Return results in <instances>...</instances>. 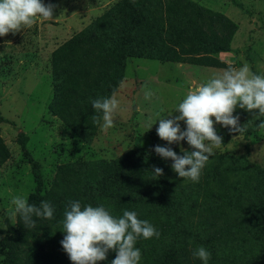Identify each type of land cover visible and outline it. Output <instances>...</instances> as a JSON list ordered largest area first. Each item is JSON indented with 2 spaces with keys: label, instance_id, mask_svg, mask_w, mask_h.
<instances>
[{
  "label": "trees",
  "instance_id": "obj_1",
  "mask_svg": "<svg viewBox=\"0 0 264 264\" xmlns=\"http://www.w3.org/2000/svg\"><path fill=\"white\" fill-rule=\"evenodd\" d=\"M236 29L227 16L193 0H118L51 51L53 100L49 112L80 137H90L94 117L102 114L95 112L91 101L114 92L126 58L227 68L216 54L229 50ZM217 133L224 144L236 134L228 128ZM17 139L23 146L20 133ZM155 145L136 143L108 161L59 163L45 193L40 192V167L23 149L35 179L28 202L36 206L50 202L54 218H34L36 228H25L17 215L14 224L0 228L3 264H72L60 244L65 235L64 211L71 200L82 206L102 205L114 217H121L125 210L135 211L139 219L149 221L160 232L158 239H138L148 248L173 234L158 259L140 264H202L193 256L200 246L211 252L209 264H264V167L258 175L254 171L251 188L247 181L240 187L241 178L231 185L236 159L214 155L194 183L179 177L171 168L173 161L158 156ZM170 147L174 149L176 144ZM8 155L0 136V163ZM153 167L162 168L164 174L157 177ZM243 188L250 198H245ZM233 194L235 202L246 203L249 212L240 210L233 215L217 200ZM244 235L255 240L257 250L246 251L243 259H226L229 253L223 250L238 247ZM115 255L109 252L107 260L98 264H111Z\"/></svg>",
  "mask_w": 264,
  "mask_h": 264
},
{
  "label": "rangeland",
  "instance_id": "obj_2",
  "mask_svg": "<svg viewBox=\"0 0 264 264\" xmlns=\"http://www.w3.org/2000/svg\"><path fill=\"white\" fill-rule=\"evenodd\" d=\"M117 1L42 0L46 5H55L53 20H38L31 28L0 37V136L9 154L0 163V228L5 227L6 223L15 222V217L11 215L14 210L12 196L28 197L35 189L32 165L23 154V149L38 163L42 173L40 192L45 193L59 163L108 161L136 143L141 146L152 142L168 145L157 135L159 118L173 111L189 90L226 69L128 57L116 89L109 95L115 93L120 100L115 126L102 130L101 114L100 124H95L90 137H80L49 112L53 100L50 53L55 46L83 29ZM193 1L224 14L236 25L229 50L216 56L227 67L232 65L239 68L247 63L256 74H264V0ZM145 89L153 92L151 100L144 99ZM234 115L239 116L241 126L246 124V131L232 135L220 149L215 150V155L236 159V173L229 179V184L233 185L234 180L241 178L240 187H244L247 181V186L251 188L255 182L254 171L258 175L259 169L264 167V129L257 126L260 121L253 119L251 112L237 107ZM180 123L182 130L186 128L183 121ZM215 127L217 132L226 129L220 124ZM19 133L23 146L17 139ZM181 145L185 149L190 147L185 140L180 145L176 144L173 150L180 151ZM243 191L245 198H250L245 188ZM231 196L217 199L228 213L236 215L240 210L249 212L246 203L235 202L236 194ZM2 236L3 232L0 231V239ZM172 239L173 234L165 242L149 248L137 240L136 247L142 253L140 263L145 259H158L161 249ZM244 239L238 247L223 250L229 253L226 259H243L248 254L246 251L257 250L252 237L244 235ZM0 264H3L1 252Z\"/></svg>",
  "mask_w": 264,
  "mask_h": 264
},
{
  "label": "clouds",
  "instance_id": "obj_3",
  "mask_svg": "<svg viewBox=\"0 0 264 264\" xmlns=\"http://www.w3.org/2000/svg\"><path fill=\"white\" fill-rule=\"evenodd\" d=\"M54 8L55 5H46L42 0H0V37L31 28L38 20H53ZM152 96L153 92L145 89L144 99L151 100ZM91 104L96 113H102V124L99 116L94 117L102 130L115 126L120 110L115 93L94 99ZM237 107L251 112L253 119L260 121L257 126L264 129V119H261L264 117V74H256L247 63L239 68L229 65L222 73L189 90L173 111L159 118L157 135L169 146L155 145V153L165 160L170 158L171 168L179 177L199 182L210 157L224 144L215 125L239 134L246 131V124L241 126L239 116L234 115ZM181 121L186 125L183 130ZM185 140L191 150L181 145L182 155L170 147ZM152 170L157 177L164 174L160 167ZM11 205L14 206L11 215H19L25 228H36L34 218H54V206L48 201L36 206L28 202L26 195H15ZM62 223L65 235L60 244L72 264H98L107 260L110 250L116 253L111 264H140L142 253L136 247L137 240L160 237V232L149 221L139 219L135 211L125 210L121 217H114L102 205L82 206L78 200L68 202ZM193 256L202 264H209L211 252L200 246L193 251Z\"/></svg>",
  "mask_w": 264,
  "mask_h": 264
}]
</instances>
